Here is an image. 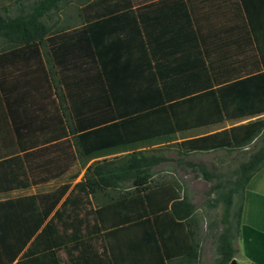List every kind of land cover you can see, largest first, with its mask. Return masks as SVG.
Listing matches in <instances>:
<instances>
[{"label": "crops", "instance_id": "0c3cea01", "mask_svg": "<svg viewBox=\"0 0 264 264\" xmlns=\"http://www.w3.org/2000/svg\"><path fill=\"white\" fill-rule=\"evenodd\" d=\"M38 1L0 0V14L11 18L30 14ZM102 66L118 85L131 81L144 89L152 81L153 105L167 98L173 104L207 107L206 98L193 102L188 98L215 90L222 120L178 132L173 139L201 137L260 119L264 117V0H62L34 19L30 28L14 27L9 37L0 34V162L12 158V169L24 171L19 178L26 185L0 192V201L38 197L68 183L57 208L81 181L86 163L95 160L83 164L76 155V130L104 118L96 76ZM127 108L125 104L121 111ZM176 148L175 157L166 154V147L159 148L170 160L156 167L151 187L141 194L143 202L131 194L123 207L104 214L107 224L112 216L122 218L121 208H128L132 223L100 229L89 213V225L81 229L95 234L97 230L96 250H92L97 253L89 264H214L217 257L212 263L204 240L235 225L233 259L238 264H264V173L249 180L242 204L233 197L228 219L218 200L221 216L207 223L206 213H199L184 192L187 183L181 176L192 174L195 181L201 178L192 171L196 164L210 169L193 159L197 154L235 149L184 154ZM166 162L174 163L166 167ZM0 168L6 170L4 165ZM109 190L90 196V210L115 200ZM176 193L179 200L193 205L190 215H182L186 203L172 209ZM132 206L137 207L135 212ZM24 250L13 263L35 264L45 258L55 263L52 257L21 260ZM61 253L67 264L66 253Z\"/></svg>", "mask_w": 264, "mask_h": 264}, {"label": "trees", "instance_id": "16d2710c", "mask_svg": "<svg viewBox=\"0 0 264 264\" xmlns=\"http://www.w3.org/2000/svg\"><path fill=\"white\" fill-rule=\"evenodd\" d=\"M60 1L62 0H40L30 14H22L14 18L0 14V34L9 37L14 27L30 28L34 19ZM102 67L101 74L96 76L99 84V92L97 91L99 108L102 107L104 110V118L96 123H83L76 130L79 132L74 141L76 155L83 164L96 156L171 140L178 132L216 124L222 120L221 105L214 89L194 93L188 98L191 102L206 98L207 107L196 104L185 105L181 101H174L173 104L167 98H162L161 104L153 105L152 81H147L144 89H137V85L131 81L118 85L116 80L112 79V74L110 75L106 72V68ZM121 78L126 80L123 76ZM86 82L84 79L83 85L87 84ZM139 100L146 102L145 105L138 106L137 104L141 103ZM83 102L87 103L86 97L83 98ZM166 102L168 104H165ZM125 104L129 105V108L122 112L121 107ZM203 116L204 118L207 116V119H200ZM172 146L185 150L184 154L193 150L207 151L217 148H225L229 151L247 147L246 150H251L248 158L241 161L230 174L207 169L203 164H196L198 168L192 169L207 181L216 179L210 190L222 189L215 200L223 202L224 217L228 219L233 197L240 195L251 179V174L264 166V117L209 135L185 139ZM12 160L6 158L0 162V167L2 165L6 167L4 172L0 168V192L26 188L24 181L19 178L21 172L23 175L25 173L23 170L12 169L10 164ZM168 160L170 157L164 155L161 149L134 150L111 158L95 160L87 167L81 181L74 185L57 208L60 199L69 188L68 183L40 193L38 197L29 195L1 200L0 264H12L25 248L21 260L52 257L55 259L54 264H59V252L63 250L67 255V264H89L97 253L92 251L96 250L94 242L97 238V230L96 234L81 230L83 226L87 228L89 225L87 218L89 213H92L97 226L100 223V229H112L132 223L133 217L129 214L128 208H121L122 218L112 216L107 224L104 221V214L112 215L116 208L123 207L131 194L139 197L143 202L141 194L146 193L151 187L156 167ZM3 174L5 177L2 176ZM107 189L113 192L111 197L115 200L90 210L88 207L90 196ZM178 198V193L172 197L174 199L172 209L176 210L178 204L186 203L188 209L187 212L184 211L185 215H182L183 217L186 214L190 215L193 205L185 202V199L180 201ZM151 203L152 198L149 200L150 210H152ZM131 208L133 212L137 209L134 206ZM143 214L145 215L144 210L141 215ZM48 216H50L48 221L43 225ZM236 226L234 228L227 226L219 233L216 245L218 257L214 264H230L234 258L232 237L238 232ZM197 247L198 243H195L194 252L197 251ZM113 258L117 260L118 255L114 254ZM94 264H97L96 261Z\"/></svg>", "mask_w": 264, "mask_h": 264}, {"label": "rangeland", "instance_id": "374dc122", "mask_svg": "<svg viewBox=\"0 0 264 264\" xmlns=\"http://www.w3.org/2000/svg\"><path fill=\"white\" fill-rule=\"evenodd\" d=\"M99 111L104 112L102 107L99 108ZM180 140H182V139H179V140L173 139L171 141H162V142L155 143V144L152 143V144L145 145V146L142 145L139 147L128 148V149L122 150L120 152L105 154V156L104 155L97 156L91 160H100L103 158H111L113 156L125 154L128 152L137 150V149L138 150L159 149L161 147H166L165 151H167L166 154L168 156L175 157L177 155L176 154L177 148H176V146H172V145H175L174 143L181 142ZM155 147H157V148H155ZM168 147H170V148L168 149ZM250 152H251V150H242V149H235V150H232L230 153L224 152V151H218V152L216 151V152H209V153H204V154H197L196 157H193V159L201 161V163H205L207 165V167L210 169L218 170V172H220V173L230 174L231 171L234 168H236L241 161H244L245 159L248 158V155L250 154ZM172 163H174V162H172ZM172 163L166 162L165 163L166 167L167 166L170 167V165H172ZM86 164L90 165L91 162L88 161ZM162 166L163 165H160L159 167H162ZM159 167H157V168H159ZM262 168H263V166L259 167L256 171H254V173L251 174V178L254 175H256L257 173H259V175L261 177V175L264 173V169L261 172ZM179 174H180V172H179ZM180 175H182V174H180ZM198 176H200L199 173H198ZM258 176H257V178H258ZM181 177H183V180H185L184 182L187 183L186 184L187 186L184 187V192L186 193V195H189L191 197V199L194 201V203H196V205L198 206V212L199 213H201V214L206 213L205 221L206 222L208 220L211 221L212 219H216L218 221L219 217L221 216V213H222V203L220 201H217L215 207L210 206V203H212L213 201H216L215 198L217 197L218 192L222 190V189L210 190V187L216 183V179H214L212 181H207L200 176L201 178H197L194 181L192 174H189L188 176L183 174V176H181ZM257 178H256V180H257ZM245 188L246 187H244V189H242V192L240 193V195H235V197L237 198L238 204L239 203L242 204L244 201V197L246 195ZM218 232L219 231L217 230L214 237H210V239L204 240L205 244L207 245V249H208V252L210 254V257L212 259V263L215 260V258L218 257V253L216 251ZM63 257L64 256L61 253L59 258H60V263H62V264H63V262H62ZM13 264H16V262ZM35 264H53V260L51 258H45V259L38 260ZM235 264H238L237 260H236Z\"/></svg>", "mask_w": 264, "mask_h": 264}, {"label": "water", "instance_id": "95a60500", "mask_svg": "<svg viewBox=\"0 0 264 264\" xmlns=\"http://www.w3.org/2000/svg\"><path fill=\"white\" fill-rule=\"evenodd\" d=\"M236 263V260L235 259H232L231 260V264H235Z\"/></svg>", "mask_w": 264, "mask_h": 264}]
</instances>
